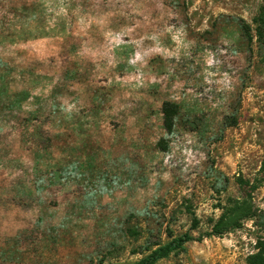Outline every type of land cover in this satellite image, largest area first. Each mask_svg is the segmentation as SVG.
Wrapping results in <instances>:
<instances>
[{"label": "rangeland", "instance_id": "1", "mask_svg": "<svg viewBox=\"0 0 264 264\" xmlns=\"http://www.w3.org/2000/svg\"><path fill=\"white\" fill-rule=\"evenodd\" d=\"M184 235L156 264L264 257V0H0V264Z\"/></svg>", "mask_w": 264, "mask_h": 264}, {"label": "trees", "instance_id": "2", "mask_svg": "<svg viewBox=\"0 0 264 264\" xmlns=\"http://www.w3.org/2000/svg\"><path fill=\"white\" fill-rule=\"evenodd\" d=\"M175 109L170 104H164L162 106L163 125L164 128L169 130L173 125V116L175 115ZM214 234L221 235L222 232L214 230ZM200 240V239H198ZM190 241H195L192 237L184 235L180 238L173 239L165 247H159L144 257L139 264H156L160 259L166 258L170 252L182 248V246ZM257 264H264V257L261 254L254 256Z\"/></svg>", "mask_w": 264, "mask_h": 264}]
</instances>
